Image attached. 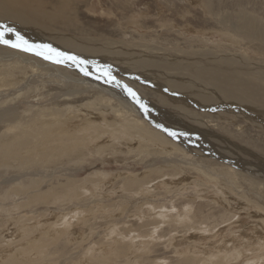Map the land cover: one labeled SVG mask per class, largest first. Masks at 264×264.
<instances>
[{
    "label": "rangeland",
    "instance_id": "374dc122",
    "mask_svg": "<svg viewBox=\"0 0 264 264\" xmlns=\"http://www.w3.org/2000/svg\"><path fill=\"white\" fill-rule=\"evenodd\" d=\"M2 1L5 4L11 3L12 5H6L23 12L22 14L26 18L35 23H39L41 19L39 24L50 31L70 35L69 37L74 40L77 38L96 42L95 48L101 52L97 56L91 53L90 59L92 58L93 61L90 63L94 62L96 66V62H100L104 68L102 73L113 71L118 75L116 74L115 79L110 83H100L91 75L86 76L66 63H57V65H61L57 67L56 62H52L42 55L32 56L22 49H15L0 43V54L10 55L9 62H15L14 65L17 68L15 70L13 67L15 74L6 76L8 80L5 79V82L2 80L3 76H0V94H3L0 95V101L3 99L0 102V136L12 134L13 130L17 132L23 127L26 129L29 126L32 128L41 125L44 117L38 119L36 112L38 113L39 109L47 110L50 113L58 111L57 114L54 113L67 121L74 114L86 113L84 110L91 111L89 115L84 114L85 117H90L95 114L94 112H101L102 107L109 104L111 110L114 111L106 113L109 118L120 113L129 118H136L137 123L142 121L143 124L138 125L135 129L124 128V135H126H120V138L124 137V140L134 142V140H128V133L142 134L145 128L153 130L154 127L145 117L138 116L130 107H128L129 111H125L127 108H124L123 105L127 104L119 101L118 95L121 90L117 86L124 90L131 88L137 94L135 97L146 99L145 101L153 106L163 108L166 105L161 99L159 100L161 90L166 88L174 91L173 88L168 87L169 81L188 82L187 77H192L194 71V67H190L188 70L185 68L165 69L164 71L160 70L154 77L142 71L139 59L133 63V56H138L139 52L148 55L149 58L155 54L176 53L180 56H200L208 62L210 60L215 63L229 62L230 65L233 64V67L246 69L245 72L241 68L244 73L249 71L247 74L251 81L264 86V39L256 37L253 27H249L244 21L247 18L253 19L254 28L264 30V0ZM44 9L48 11L49 15L46 16L43 12ZM34 30L28 29L27 31L30 33L26 32L24 38L29 42L31 40L32 44H37L35 38L40 39L41 36ZM261 32L264 33V31ZM41 40L42 44L48 41L43 38ZM73 42L76 45V42ZM50 44L49 42L48 45ZM106 47H109V50H105ZM127 47L130 50L126 49ZM106 51H110V53L106 54ZM118 53H124L127 58L126 63L121 61V56H117ZM135 53L136 55H134ZM141 56L144 55L141 54ZM23 57L27 58L26 62L32 60L33 64L24 65ZM117 70H122L123 74L116 72ZM63 75L65 76L63 77ZM68 76L75 80L70 77L69 79ZM16 78L21 79L18 81ZM87 79L92 81L89 80V82ZM115 80L117 81L115 82ZM122 81L125 82V85ZM198 81L200 80L198 79ZM97 84H99L98 87ZM108 85L109 87H107ZM203 87L201 86L202 92L213 97L216 96ZM103 88H110V90ZM117 88H119L118 92ZM211 91L213 90L211 89ZM180 93L174 97L181 100L184 109L168 107L167 110L180 116V122L188 125L179 127L183 134L186 137L195 136L193 130L186 129L187 127L196 130L207 128L213 132L215 135L213 136L217 139L210 140L215 141L217 150L224 151L223 147H232L233 152H230L229 156H231L230 159H233L234 164L210 157L205 154L206 152L183 147L172 139V135L167 143L171 150L167 152L160 151L157 148L160 146L153 145L150 141L141 140L135 141V144L139 142L140 146H133L130 152L127 151L128 149L116 150L117 146L121 147L119 144L121 142L118 141L110 143L106 149L94 155L83 145L84 141L79 145L77 142V147L71 143L75 138L84 139V133L68 136L65 132L66 128L62 127V121L60 123L56 121L59 119L55 120L57 123L50 121L48 127L52 126L53 134L44 139L41 135L31 137V142L26 149L27 156L23 158L22 164L16 158L20 156L19 154L15 156L14 153L12 157H0V198L4 197L8 190L16 188V185L19 186V183L24 182L25 188H28H24L26 192H23V189L15 198H8L10 201H0V206L2 205L3 208L0 211V229H3L0 233V249L2 253H6L9 250L21 248V241L11 240V236L15 232L17 233L18 228L26 231L27 236H30L28 238L40 236L39 225L43 220H48L51 227L55 224V220L64 216L58 222L64 223L65 219L74 220L73 230L69 233L61 232V236H57L55 241L49 239L46 248L45 246L43 248L44 251L36 256L27 252L24 260L18 263L19 258L16 257L15 261H10L12 264H81V261H83L82 264H95L88 263L91 260V254L87 249L93 244L106 243L107 234L110 233L109 227L113 226V223L120 232L125 234L123 238H126L127 242L131 234H140L144 237L151 234V231L155 232H152L153 239L146 249H141L135 256L128 254V258L125 255H120L114 258L113 262L105 264H158L160 261L162 264H180V262L185 264L182 261L185 255H179L177 246L179 244V247H184L187 244L189 240L183 236L192 233L191 230H199L202 227L217 233L223 231L225 221L229 218L231 220L236 218L235 215V217L232 216L234 212H242L241 218L245 224L256 222L253 213L260 212L264 216L263 111L245 110L240 107V104L229 101L227 107L219 97L217 105L203 104L196 101L195 97L190 94H183L182 91ZM171 95L173 96L170 94V97ZM135 97L133 96V98ZM107 98H110L111 101H108ZM88 103L95 105L87 106ZM68 107L70 108L67 109ZM80 108L82 110L78 111L77 109ZM96 108H101V110L98 111ZM4 109L8 111L6 115L2 112ZM125 115L119 118L126 119ZM73 122H76L74 124L77 125L79 121L74 120ZM65 141L67 142L65 143ZM85 141H87L86 138ZM34 150L37 153H33L34 157L28 159ZM236 161L241 166H238ZM155 163L156 165H154ZM157 168L160 170L157 171ZM131 173L137 175L136 179L142 183L128 185L126 176ZM167 177L173 178L169 181L171 183L152 188L151 184ZM185 178L186 180H184ZM180 179L183 180L180 181ZM87 183L88 185H86ZM84 184L94 187V189L98 185L103 194L96 192V195L87 192ZM127 186L130 188L126 189ZM140 186L145 189L138 190L141 188ZM79 188L82 189H80L82 192L80 191L79 195L74 196L73 192ZM135 190L138 191L135 192ZM229 190L233 192L234 196L245 200L246 203L240 200L236 202L237 199L224 196V192ZM70 192L74 199L71 198ZM55 193L64 195L58 194L60 197L55 199ZM30 195H34V198L29 199ZM229 201L236 208L229 207V204L232 205L228 203ZM149 204L167 208L169 215L177 212L183 215L185 211H188V218L180 220L171 218L170 220L168 217L165 222H162L164 218L162 219V216L159 215L155 216L153 213L148 217L149 219L145 218V220L142 217L143 210L141 211V209ZM155 220L160 221L158 226H156L158 223L154 222ZM241 224L238 223V226L240 227ZM76 233L79 236H74ZM175 235L178 240L173 239ZM224 235L220 234L217 237L220 239ZM150 237L149 235L146 239L151 240ZM25 239L27 238L25 237ZM203 241L199 240V242ZM175 243H178L177 246ZM254 246L257 244L251 245V252L247 254L256 259V256L263 253V250H255ZM99 253L96 251L93 255L97 256ZM9 257L11 256L7 258ZM262 257L260 261L264 262V256ZM9 259L6 261L8 264ZM4 261V259H0V264H6ZM97 264L100 263L97 262Z\"/></svg>",
    "mask_w": 264,
    "mask_h": 264
},
{
    "label": "bare ground",
    "instance_id": "6f19581e",
    "mask_svg": "<svg viewBox=\"0 0 264 264\" xmlns=\"http://www.w3.org/2000/svg\"><path fill=\"white\" fill-rule=\"evenodd\" d=\"M40 2H42V0ZM6 4H11V3L7 2ZM6 4L2 0L0 1V31L3 30V27H2L3 25H7L9 27L16 29V31L20 32V34L22 36H25L26 32H28L27 31L28 29H33V30L35 29L36 33L39 36H41V38L39 37L40 39H38L36 36H34V37H36L35 39L38 42L35 45H48V43L50 42L51 43L50 45L52 46V48L58 49L61 52H67L71 55H76L79 58H81L82 60L88 61L89 63L87 65H80V67H77V65L75 63H73L72 61H66L64 63L72 66L73 68L77 69L79 72H81L83 74H84V72H82L80 70V68L85 67L87 69V71L89 73H91L90 75L93 78H96L97 80H99L100 83L101 82H103V83L109 82L110 83L115 79V76L117 73H115L113 71L108 72V75H105V73H102L104 68L100 62H96L97 63L96 66H95L94 62L90 63V61H93L92 58L90 59L91 53H94L97 56L98 53L101 52L100 50H96V48H95L96 42H91L87 39H77V38H76V40H74V39L69 37L70 35L68 36L66 34L50 31L48 28H45L43 25L39 24V23H41V19H40L39 23L36 22L37 23L36 24L34 21H31L28 18H26L22 14L23 12L21 13L17 9L13 8L10 5H6ZM15 4H17V3H15ZM38 4L40 5V3H38ZM66 8H67V6H66ZM27 9H29V8H27ZM41 9H42V7H41ZM32 10H33V8H32ZM34 10H35V8H34ZM43 12L46 14V16L49 15L48 11L46 9H44ZM49 12H51V11H49ZM37 15H39V14H37ZM62 15H64V14H62ZM27 16H29V15H27ZM34 19H37V18H34ZM244 21H245L246 25H248L249 27H253V30L255 31L254 35L256 37H259L261 40L264 39V33L261 32L264 30L254 28L255 23H254L253 19L250 20L247 18ZM25 29H27V30H25ZM28 33H30V31ZM4 38L5 39H12V40L16 39L15 33L7 32L5 34ZM32 38H33V36H32ZM42 38L45 40H48L49 42L47 41V43H46V41L44 40L45 44H42V42H43L41 40ZM35 39H34V41H35ZM72 40L76 42V45H74V42ZM30 42H31V40H30ZM81 46H83V47H81ZM109 47H106L105 50H109ZM92 49H94V50H92ZM126 49H129V47H127ZM126 51H128V50H126ZM38 52H43L44 53V55H42L43 57H45L47 55H53L55 57V53H50L49 50L46 48H38L35 52H27V53L31 54L33 56V55H39V54H37ZM135 52H136V50H135ZM107 53H110V51H106V54ZM141 54H143L144 56H141ZM118 55L121 56L120 57L121 61L126 63L127 58H125L124 53H121V54L118 53L117 56ZM123 55H124V58H122ZM134 55H136V53ZM9 56H8V54H4V55L0 54V76L1 75L3 76L2 80L4 82H5V79L8 80L7 79L8 75L10 76L14 73L13 69L16 67L14 65L15 62H12V61H11V63L9 62V59H10ZM147 56L148 55L139 52L138 56H133L132 61H133V63H135L137 61V59H139V61L141 63L142 71H144L145 73H148L154 77H156L158 75V72L160 70L164 71L165 69H176V68L177 69L185 68L188 70L190 67L191 68L194 67L192 77L190 76V74H189L190 77H187V79H189L188 82L169 81L168 87L170 86V88H173L174 91H171V90L166 89V88L164 90H161L159 100L161 99L164 102V104L166 105V107L164 106L163 108L161 106H159V107L153 106L148 101H145L146 99L143 100V99L138 98V97L133 98V96L129 94L128 90H124L120 86H117L120 88V89L117 88V92H118V89L121 90L119 92V95L117 94L120 98L119 101L123 104H127V105H123L124 108H127V110H125V111H129L130 109H132V111H134L138 116L145 117V119L150 124H152V126L154 127L153 130H149V129L145 128L143 130L142 134H139V133L130 134V133H128V138H129L128 140H134V142H129L126 139L124 140V137L120 138L122 136V134L124 135V131H123L124 128L128 127L127 130L135 129L138 127V125H142L143 123H142V121L137 123L138 121L136 118H129L125 114H120V113H118L115 117L109 118L106 113H109V112L113 113L114 112L113 110H111L109 104H106V106L103 104L104 105V106L102 105L103 110L101 112H94L93 111L95 114H93L90 117H87V116L85 117L84 114L89 115L91 113V111H85L84 110V112H86V113L82 112L81 114H74V116L70 117V119H68L67 121L64 120V118L63 119L59 118L56 115L58 113V111H52L50 113V112H47V110L44 111V110L39 109L38 110L39 112L38 113L36 112L38 119L44 117V118H42L43 121H42L41 125L33 126L32 128H30V126H29L26 129L23 127L22 129H20L17 132H14V130H13V132L10 131V132H12V134L9 133V134H5V135L0 136V153H1L0 157H12V155L14 153H15V156L17 154H19L20 156H18L16 158L18 159V162H20V164H22L23 158L27 156L26 155V149L28 148V144L31 142L30 138L35 136V135H41L43 139L48 138L49 136H51V134H53V131H54L51 128L52 126L50 127V125H49V127H48V124H50V121L54 122L56 119H59L56 121L58 123H60L61 121L63 122V123H61V124H63V126L62 125L61 126L66 128L65 132H67L66 134H68V136H75V135L84 133L87 141H85V138L84 139H79V138L76 139L75 138L74 142H71V143H74L75 146L77 147L79 144H82L84 141L83 145L86 147V149H88L90 151V153H92L94 155L102 152L104 149H106L107 146H109L110 143L112 144V142H118V141L121 142V143H119V144H121L120 145L121 147L117 146V148H115L116 150L124 151V150L128 149L127 151L130 152L131 148L133 146H136V145L140 146L139 142H137V144H135V141H141V140H145L148 142L150 141V142H152L153 145L160 146V147H157L158 149H160V151L165 150L167 152V151L171 150L167 146L168 139L171 137L172 133H176V135H172V139L175 140L176 142H178L179 145L181 144V145H183V147H187L190 150H194V151L197 150L199 152H206L205 154H207L210 157H216L218 159H222L221 161H227L229 163L234 164L233 159L232 158L230 159L231 156H229V154H231L230 152H233L232 147L227 148L225 146V147H223L224 151L217 150V148H216L217 145H215V141L214 142L210 141L211 139L212 140L213 139L217 140V139L214 137L215 135L213 134V132L208 130L207 128H199L200 130H198V129L196 130V129H193L191 127H187L186 129L193 130V133L195 136L190 135V136L186 137V135L183 134V131H181V129L179 127L181 125L182 126H188V125L180 122V116L173 114L172 111L170 112L167 109H168V107L175 108V109L176 108L177 109L178 108L184 109V105L182 104L181 100H178L177 98L174 97L175 95L181 94L180 92L182 91V92H184L183 94H186V95L190 94L193 97H195V100L198 101L199 103H203V104L213 103V104L217 105L219 103L218 102V97H219L220 101L225 102V105L228 104L227 103L228 101L230 103L235 102V103L240 104V107L245 109V110H258V111H263V113H264V86H260V83H258L259 84L258 85V84H255L254 82H252L251 78H249V76H248L249 74H247L249 71L247 73H244L243 71L246 72L247 71L246 69H244L242 67H237V68L233 67L232 66L233 64L230 65L229 62L215 63L214 61H211V60L208 62V60H206L200 56H186V55L180 56L176 53L157 54V55L155 54L151 58H149ZM23 58H24L23 60L20 58L19 59L24 62L23 63L24 65H26L27 63L33 64V61L31 59H28V60H31L32 62L31 61L26 62L27 58L26 57H23ZM50 61L55 62V59L50 60ZM12 63L14 66L12 65ZM16 65H18V64H16ZM55 65H57V63H55ZM58 66H61V65H57V67ZM241 68L243 71H241ZM16 69L17 68H15V70ZM116 72L123 74L122 70H117ZM243 75H245V76H243ZM56 76H58V75H56ZM64 76L65 75H63V77ZM69 77L70 76H68V78ZM22 78H24V77H22ZM20 79L21 78H16V80H18V81ZM198 79L200 81H198ZM9 80H10V78H9ZM72 80H75V79H72ZM87 80L89 81L90 79H87ZM79 81H80V79H79ZM90 81H92V80H90ZM116 81L117 80H115V82ZM72 82H74V81H72ZM99 82H97V83H99ZM122 82L125 85V82L124 81H122ZM84 83H86V82H84ZM8 85H10V84H8ZM98 85L99 84H97L96 86L98 87ZM201 86L202 87L204 86L203 87L204 89L209 91V93H212L214 95L216 94V96L213 97L210 94L202 92L203 89L201 88ZM107 87H109V85ZM111 87H112V85H111ZM211 89L213 91H211ZM104 90H110V88L109 89L106 88ZM115 90H116V88H115ZM101 91H102V89H101ZM111 92H112V90H111ZM170 94H173V96L171 95V97H170ZM0 95H3V94H0ZM107 100L109 101L110 98H107ZM2 101H3V99H2ZM2 101H0V102H2ZM90 104H92V106H93L94 103H88L87 106H91ZM81 107H83V106H81ZM128 107H130V109H128ZM227 107H228V105H227ZM69 108L70 107H68L67 109H69ZM84 108H85V106H84ZM96 109H98V111L101 110V108L100 109L96 108ZM77 110L78 111L82 110V108L77 109ZM87 110H89L88 107H87ZM104 111H106V112H104ZM111 111H113V112H111ZM2 112L4 113V115H6L8 113V111L5 109L2 110ZM54 112L55 113L57 112V113L55 114ZM74 112H75V110H74ZM69 115H70V113H69ZM72 115H73V113H72ZM122 115H125L124 117H127V118L126 119L125 118L124 119L119 118ZM37 116H36V118H37ZM47 118H49V119H47ZM74 120L79 121L77 125L74 124V123H76V122H73ZM10 126H12V125H10ZM117 128H119L120 130H118ZM28 129H29V131H27ZM53 129H55V128H53ZM61 130H62V128H61ZM111 131H112V133H110ZM31 132H34V133H31ZM63 132H61V133H63ZM165 132L169 133L170 135L166 134ZM200 132L201 133L203 132V134H201ZM55 133H57V132H55ZM113 134H114V136H113ZM145 134H147V135H145ZM62 140H63V138H62ZM115 140H117V141H115ZM207 140H209V141H207ZM66 142L67 141H65V143ZM77 142H78V145H76ZM43 143H44V141H43ZM67 144H69V143H67ZM67 144H66V146H69ZM126 147H128V148H126ZM111 148H112V146H111ZM140 149H141V147H140ZM105 152H106V150H105ZM243 152H244V150H243ZM246 152H249V151H246ZM33 153H37V151L34 150L30 154L28 159H30V157H34L32 155ZM235 157H234V159H235ZM236 163L238 166H241V165H239L238 161H236ZM154 165H156V163ZM255 165H257V164H255ZM150 168H152V167L150 166ZM249 169H250V167H249ZM156 170L158 171V170H160V168H157ZM133 173L127 175L126 176L127 179L125 177L128 185H130V186L133 184L139 183V181L136 179L137 175L135 176V175H133ZM138 178H141V177H138ZM171 179H173V178H171V177L170 178L167 177L164 179L162 178V179L158 180L157 183L151 184L153 186L152 188L165 186V184L171 183V182H169ZM162 180H164V181H162ZM181 180H183V179H180V181ZM184 180H186V178ZM141 183H139V184H141ZM19 184H20L19 186L16 185L17 186L16 188H14L12 190H8L4 194V197L0 198V201H6V200H9L8 198L13 199V198H15V196H18L22 192V190L25 188L24 182L19 183ZM86 185H88V183ZM86 185L84 186V188L86 189L87 192H90L93 194H96V192L102 193V190L100 187H98V185H97V187H95V189H94V187L92 188V187H88ZM91 185H93V184H91ZM130 186H127L126 189H129ZM141 186H143V185H141ZM146 188H148V187H146ZM25 189H28V188L26 187ZM25 189L23 190V192L25 191ZM80 189L81 188H79V190L75 189V191L73 192V195L74 196L79 195V193L82 192L81 191L82 189L81 190ZM143 189H145V188L144 187L138 188V190H140V191ZM138 190H135V192H137ZM67 192H68V190H67ZM34 194H36V193H34ZM58 194H60V193H58ZM58 194L57 193L54 194L55 199H56V197H60V195H64V194H60L58 196ZM224 196H227L228 198L234 199V200L237 199L236 202H238L240 200L241 202L244 201V203H246L245 200H241V198L234 196L233 192L230 190L227 192H224ZM28 197H29V199L34 198V195H30ZM221 197H223V196H221ZM65 198H66V196H65ZM71 198H72V193H71ZM72 199H74V198H72ZM228 203L232 204V205L229 204L228 205L229 207H231L233 209L236 208L232 202L229 201ZM174 206H172V207H174ZM140 208H142V207H140ZM1 209L3 210L2 205L0 206V211H1ZM142 210H143L142 217L144 219L145 218L147 219L148 217L152 216V214L154 213L155 216L159 215V216H162V219L164 218V220H162V222H165V220L168 217L170 220H171V218L174 220H180V219L186 218V217L188 218V214H189L188 211L184 210L185 212L183 213V215H181L178 212L176 214H170L169 215V213H167L168 212L167 208H164V207L159 208L155 204H153V205L149 204V205L143 206V209H141V211ZM189 210H190V208H189ZM190 212H191V210H190ZM234 215L236 216V218H234V220H231L229 218L231 221L229 219L225 221L226 224L224 225L225 229L223 230V228H222L223 231H219L217 233V232H213V231L208 230V228L205 229V228L201 227V229L199 228V230H193V231L191 230L192 233H190L189 235L183 236L184 238H187L189 240L184 247H181V246L179 247V244L177 243L178 244V246H177V244L175 243V246H177V250H178L179 255L180 254L185 255V257L182 258L183 263H185V264H191V263L192 264L193 263H196V264H221V263H223V264H264V262L260 261V259L263 258L262 256H264V216L262 214H260V212L259 213L256 212L255 214L253 213L254 217H256V222L251 221L252 223L245 224L244 220L241 218L242 212H237V213L234 212L232 214V216H234ZM63 218H64V216H62L61 218H59L57 220L54 219L55 224L51 225V227L49 226L50 224H48L49 223L48 220H43L42 223L39 225L40 230L38 232H39L40 236H36L33 238L32 237L28 238L30 236H27L26 231H24L23 229H21V228H18L17 230L15 229L17 231V233L15 232L16 233L15 234L13 232L14 235L11 234L12 235L11 240L18 239L19 241H21L20 242L21 248L15 249V250H9L6 253H2L1 249H0V259L1 260L4 259L5 260L4 262L6 263V261L9 258H12V259H9V264H12L10 261H13V260L15 261V258L18 257L19 260L17 262L20 263L26 257L27 252H30L32 256H36L40 252H43L44 251L43 248H44V246L46 248L47 241H49V239H53L55 241V240H57L56 239L57 236H59V235L61 236V234H62L61 232H63V233L72 232V230H73L72 227L74 226L73 225L74 220L65 219L64 223H61V222L59 223L58 221H60ZM139 219H140V217H139ZM144 219H142V220H144ZM154 222H157V221L155 220ZM159 222L160 221L157 222L158 224H156V226L159 225ZM147 223H145V224H147ZM238 223H242L240 227L238 226ZM2 230L3 229H0V233ZM109 232L110 233L107 234L106 239H108V240L106 243L104 242V244H101V245L93 244L87 249V251H89L91 254L90 255L91 260L88 261L86 259V261H88V263L97 264V262H98L100 264H105V263H109L111 261L113 262L114 258L119 257L120 255L121 256L125 255V257L127 256V258L129 257V255L135 256L138 252L141 251V249H146L148 247L147 245L153 239V236H152L153 233L152 232H155V231H151V234H149L151 236L150 237L151 240L148 238L146 239V237L149 236L148 234L144 237L141 236L140 234H131L128 238V240H129L128 242L125 241L126 238L125 239L123 238L125 236V234L123 232H120L116 228V225L114 223H113V226L111 225L109 227ZM220 234H222V235L225 234V235L221 236V238L219 239L217 236ZM74 236L77 237L79 235H78V233H76ZM25 237L27 239H25ZM3 238L5 239V236H3ZM171 239H172V237H171ZM173 239L178 240V238H176V235L173 237ZM199 240L200 241L204 240V241L199 242ZM4 241H7V240H4ZM122 244H124V245H122ZM255 244H257V246H254L255 247L254 249L255 250H263V253L258 257L256 256V259H253V256L250 257V255H248L247 253L251 252L250 251L252 248L251 245H255ZM254 249H253V251H254ZM96 251H99L100 253H99V255L94 256L93 253ZM14 255H15V257H14ZM8 256H11V257L7 258ZM248 256H249V258H248ZM242 257H244V258H242ZM135 261H137V260H135ZM81 262L83 263V261H81ZM189 262H191V263H189ZM6 264H8V263H6ZM158 264H162V262L160 261ZM180 264H181V262H180Z\"/></svg>",
    "mask_w": 264,
    "mask_h": 264
},
{
    "label": "snow or ice",
    "instance_id": "6c2138e0",
    "mask_svg": "<svg viewBox=\"0 0 264 264\" xmlns=\"http://www.w3.org/2000/svg\"><path fill=\"white\" fill-rule=\"evenodd\" d=\"M2 27H3V30L0 31V43H3L5 45H9L12 48L22 49L26 52H35L38 48H46L49 50L50 53H55V57L53 55H47V56H45V58L48 60L55 59L56 63H64L66 61H72L73 63H75L77 65V67H80V65H87L89 63L88 61L82 60L81 58H79L76 55H71L67 52H61L58 49H54V48H52L51 45H35V44H32L27 39H25L24 36H22L20 34V32L16 31V29L9 27L7 25H3ZM7 32L15 33L16 39L15 40L5 39L4 37H5V34ZM37 54L44 55L43 52H38ZM80 70L82 72H84L85 75L91 74L87 71V69L85 67H81ZM105 75H108V73H105ZM128 91H129L130 95H132L134 97L136 96V93L133 92L131 89H128ZM172 135H176V133H172Z\"/></svg>",
    "mask_w": 264,
    "mask_h": 264
}]
</instances>
